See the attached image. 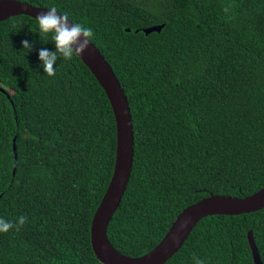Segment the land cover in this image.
<instances>
[{
	"label": "trees",
	"instance_id": "16d2710c",
	"mask_svg": "<svg viewBox=\"0 0 264 264\" xmlns=\"http://www.w3.org/2000/svg\"><path fill=\"white\" fill-rule=\"evenodd\" d=\"M22 1L91 27L128 98L135 155L108 227L115 249L141 256L188 205L264 187V0ZM42 48L56 51L36 18L0 22V218L27 217L0 233V264H103L91 223L114 171L115 115L79 56L48 76ZM250 230L264 264V208L204 217L165 264H255Z\"/></svg>",
	"mask_w": 264,
	"mask_h": 264
},
{
	"label": "water",
	"instance_id": "95a60500",
	"mask_svg": "<svg viewBox=\"0 0 264 264\" xmlns=\"http://www.w3.org/2000/svg\"><path fill=\"white\" fill-rule=\"evenodd\" d=\"M48 8L22 0H0V22L17 15L36 18L41 12L48 11ZM58 14L63 15L60 12ZM163 26L164 24L152 25L145 27L143 31L146 34L159 32ZM130 30L127 28V31ZM79 57L104 89L115 115L117 129L114 171L91 223L92 248L101 263L165 264L184 245L197 223L204 217L250 213L264 208V187L244 197L210 194L185 207L177 215L163 239L149 252L141 256H130L115 249L108 237V227L121 204L133 169L135 133L131 107L112 66L93 42ZM14 152L17 159L16 144ZM248 241L255 264H263L252 230L249 231Z\"/></svg>",
	"mask_w": 264,
	"mask_h": 264
},
{
	"label": "clouds",
	"instance_id": "9594fccd",
	"mask_svg": "<svg viewBox=\"0 0 264 264\" xmlns=\"http://www.w3.org/2000/svg\"><path fill=\"white\" fill-rule=\"evenodd\" d=\"M46 12H41L36 21L40 36L47 37L51 34V41L55 44L56 51H49L42 48L39 51V59L42 61L44 72L48 76H55L57 60H71L74 56H82L90 47L94 32L91 27H86L81 23H74L67 14H58L57 8L52 6ZM224 13H230L231 7L225 6ZM234 19V17H229ZM24 49L32 48L28 40L22 41ZM27 222L26 216L17 218V222L8 221L0 218V233H8L20 228ZM194 264H205L203 259L194 257Z\"/></svg>",
	"mask_w": 264,
	"mask_h": 264
}]
</instances>
